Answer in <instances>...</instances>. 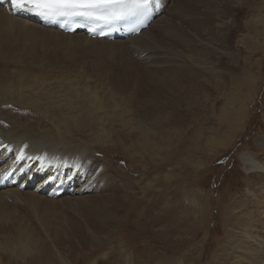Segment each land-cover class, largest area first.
I'll use <instances>...</instances> for the list:
<instances>
[{
	"label": "rangeland",
	"instance_id": "374dc122",
	"mask_svg": "<svg viewBox=\"0 0 264 264\" xmlns=\"http://www.w3.org/2000/svg\"><path fill=\"white\" fill-rule=\"evenodd\" d=\"M176 2L171 9H176L174 23L178 26L172 27L171 34L162 39L163 43L155 41L156 47L151 48L150 53L153 51L152 55H158L163 61L169 57L165 63L171 65L172 53L177 48L180 60L184 59L183 62L177 60L179 64L171 73L175 85L173 96L178 94L181 99L182 112L179 114L173 111V107L161 112L156 108L152 113L156 115L155 126L135 127L137 131L122 124L124 121L113 119H119L116 113L127 107L125 95L115 87V91L109 87V81L103 80L100 71L110 69L108 79L121 78L118 66L121 61L126 62L123 56L137 61L128 52L99 51L97 44L79 43L73 47L76 51L74 63L87 69L72 63H60L48 71L49 76H64L65 81H77L81 90L91 88L89 92H97L99 104L96 102L92 106L88 100L77 98L71 105L74 108H64L66 117L57 114L53 120L69 121L70 117L74 119L72 115L80 113L82 119H91L98 125L94 127L85 121V129L78 136L82 141L92 143L88 146L96 150L97 158L109 165V175L114 183L117 182L118 193L127 196L122 198L125 202L120 210L123 220L112 222L110 218L106 221L98 218L95 233L90 228V209L98 204L105 207L107 217L114 215V205L109 199L77 201L74 206L36 199L27 205L28 208L21 206V211L29 218V233L35 240H50L54 244L48 226L50 223L56 226L60 233L55 244L66 252L65 256L73 264H210L219 261L222 257L219 243L227 229L226 213L236 212L240 216L241 209L248 213L252 207L247 199L250 183L264 181L250 175L252 172L246 170L239 157L242 152H250L264 163V147L257 142L264 138V52L258 83L241 59L246 53V44L254 39L246 24L255 20V27L261 28L264 0ZM179 25L186 33L183 47L176 43ZM262 27L264 30V23ZM97 63L103 66L102 69L91 68ZM145 79L151 89L156 86L153 81ZM253 84H256L254 91L251 90ZM180 87L186 91L183 88L181 91ZM229 93L230 106L226 101ZM145 95L144 92L137 95L141 111L144 108L141 100ZM175 97L171 96L172 100H176ZM162 98L164 100L165 95ZM113 102L120 105L116 113L111 109L102 117L100 114L99 119L85 113L99 106L107 109ZM129 116L123 114L125 118H132ZM134 118L135 122H140V117ZM166 120L170 122L163 126ZM99 125L105 131H101ZM217 135L224 141L213 146V138ZM96 137L104 142L99 143ZM111 177L107 178L109 182L103 190L105 196L112 186ZM181 178L184 181L179 180ZM176 180L182 181V187L175 186ZM45 205L52 207L43 215L41 207ZM69 219L78 223L75 232H64ZM193 220L197 224L191 226ZM3 230L0 228V238H5ZM45 245L47 250L42 255L54 254ZM18 253L31 257L29 250H18Z\"/></svg>",
	"mask_w": 264,
	"mask_h": 264
},
{
	"label": "bare ground",
	"instance_id": "6f19581e",
	"mask_svg": "<svg viewBox=\"0 0 264 264\" xmlns=\"http://www.w3.org/2000/svg\"><path fill=\"white\" fill-rule=\"evenodd\" d=\"M156 1L162 5V12L155 17L147 28L127 39L114 40L90 38L82 33H62L59 30L42 27L26 18L13 16L0 7V171L9 166H23L25 179L32 175L35 176L34 182L30 183L28 188H22L19 185L0 190V228L4 229L2 233L5 236V238H0V244L4 245V247L0 246V264L72 263L65 256L66 252L60 250L55 244V239H57L60 231H57L56 226H52L53 223L47 226L54 236V244L50 240H35L29 233L31 231L28 223L29 218L21 211V206L32 204L36 199L56 204L66 203L71 206L77 205V201L88 202L93 199L101 201L109 199L114 205L113 211L115 212L110 217L105 215V207H100L98 204L95 208L91 207L90 228L92 233L96 232L97 224H99L98 218H102L104 221L110 218L109 220L112 222L123 220L120 217V210L125 202L122 201V198H127V196L122 197L118 193L117 182L114 183L115 180L109 175V165L97 158L96 150L93 148L92 150L88 146L92 143L82 141L78 136L85 129L83 126L85 121H88L87 123L90 125L93 124L94 127L98 125L91 119H82L83 115L75 112L76 115H72L74 119L70 117L68 121L64 118L67 122H62V118V121L60 119L53 120L57 114L66 117L67 112L64 108L73 107L71 105L75 99L78 100L77 98L88 100L91 105L96 102L99 104L97 92H89L88 90L91 88L81 90L77 81H65L64 76H49L48 71L60 63L75 65L76 51L73 47L79 43L97 44L99 51L106 49L108 52H128L134 55L137 61L132 57L123 56L126 62L121 61L118 66L122 73L121 78L111 77L108 79L111 70H103V66H99V62V64L91 67L93 69L101 67V77L103 80L109 81V87L114 91L115 87L125 95L127 107L119 110V102H113L107 109H104L105 106L102 108L99 105L94 109L96 107L94 105V110L87 111L84 110V107L82 111H87L86 114L95 115L99 119L100 114L102 117V114H106L111 109L114 112L118 109L119 112L115 113L119 119H113L120 122L124 121L122 124L129 126L132 130L141 126L144 128L154 127L156 115L152 113L156 108L161 112L165 108L173 107V111L179 114L182 112L180 109L181 99L178 94H175L177 98L173 96L172 90L175 85L171 73L174 66L179 64L177 60L183 62L184 59L181 56L182 59L180 60L177 48L174 47L176 52L172 53L171 65L165 63L169 57H165L163 61L158 55H152L153 51L150 53L151 48L156 45L155 41L163 43L162 39L171 34L172 27L175 25L174 13L176 10L171 8L177 4V0ZM176 19L178 22L179 15ZM179 27V32L176 31L178 32L176 43H180L183 47L186 44L184 36L186 33L182 32V26L179 25ZM197 42L198 44L202 43ZM195 43L196 40L194 39V46ZM68 51L70 53H66ZM81 67L87 69L84 65H80ZM145 77L156 84L153 89H151L150 84L146 83ZM182 88L180 87L181 91ZM177 90L179 91V89ZM139 92L146 93L141 100L144 106L143 111L140 110L137 98ZM170 94L176 100H172ZM164 95L165 99L163 100ZM230 99L231 93L226 99L229 101V106L231 105ZM83 105L86 106V104ZM123 114L125 116L130 115L132 118H125ZM133 116L140 117V122L137 123V120L135 122ZM168 122L170 121L166 120L163 126ZM101 125H99L100 130L105 131ZM98 135L100 134L97 133ZM102 137L104 136L102 135ZM97 140L99 143L104 142L98 138ZM223 141L224 139H220V135H217L213 138V146L217 142L220 144ZM257 142L264 147V138H259ZM4 152H8L9 155L2 159L1 156ZM148 153L152 154L149 150ZM239 157L246 170L249 173L252 172L250 175L253 174L258 180L264 179V163L255 154L242 152ZM181 167L182 163L180 164ZM255 172L261 174H254ZM53 175H57V178H51ZM61 177H66L65 179L69 181V187L68 191L59 197L47 198L46 195L37 191L38 184L36 182L42 180L49 184L57 182ZM110 177L112 186L110 192L105 196L103 190L105 187L107 188L109 182H107V178ZM33 183L36 184L33 185ZM175 186H181V182L177 181ZM126 187L128 188V186ZM250 187L247 191V199L252 203V207L248 213L245 209L239 210L240 216H237L236 212L229 213L228 211L226 213L225 225L227 229L219 243L222 257L219 261L211 262L213 264H264V181L261 183L253 181L250 183ZM8 199L11 200L10 203ZM128 202L130 203V201ZM49 207L52 205L41 207L43 215L49 212ZM180 214L183 216L184 213L180 211ZM68 222L64 232H75L78 227L77 221L69 219ZM190 224L194 226L197 223L193 220ZM45 244L50 247L54 254L42 255L47 250ZM18 250L23 252L29 250L31 257L18 253Z\"/></svg>",
	"mask_w": 264,
	"mask_h": 264
},
{
	"label": "snow or ice",
	"instance_id": "6c2138e0",
	"mask_svg": "<svg viewBox=\"0 0 264 264\" xmlns=\"http://www.w3.org/2000/svg\"><path fill=\"white\" fill-rule=\"evenodd\" d=\"M150 4L151 0H11L16 9L53 19L73 16L120 19L135 11L147 10Z\"/></svg>",
	"mask_w": 264,
	"mask_h": 264
},
{
	"label": "crops",
	"instance_id": "0c3cea01",
	"mask_svg": "<svg viewBox=\"0 0 264 264\" xmlns=\"http://www.w3.org/2000/svg\"><path fill=\"white\" fill-rule=\"evenodd\" d=\"M254 21L255 20L250 21L249 25L246 24L247 29L253 32L254 39L253 41L246 44V51H245L246 53L241 57V59H242V62L245 64V66L250 68L251 75L257 78V83H258L259 81L258 78L260 77V71H261L260 65L262 63V55L264 52V32H263L264 30L262 27V23H264V21L262 20L261 28L259 29L255 27L257 23L254 24L253 23ZM246 35H248V32L246 33ZM254 85L256 84H253V87L251 89L252 91H254L256 87ZM182 179L183 178L179 180H182Z\"/></svg>",
	"mask_w": 264,
	"mask_h": 264
}]
</instances>
